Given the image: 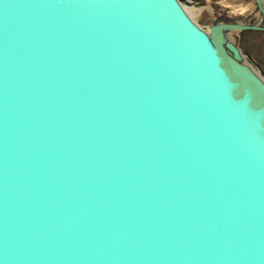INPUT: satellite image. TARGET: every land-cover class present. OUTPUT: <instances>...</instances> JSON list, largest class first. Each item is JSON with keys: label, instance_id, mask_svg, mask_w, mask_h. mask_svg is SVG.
<instances>
[{"label": "water", "instance_id": "95a60500", "mask_svg": "<svg viewBox=\"0 0 264 264\" xmlns=\"http://www.w3.org/2000/svg\"><path fill=\"white\" fill-rule=\"evenodd\" d=\"M182 0H0V264H264V81Z\"/></svg>", "mask_w": 264, "mask_h": 264}, {"label": "rangeland", "instance_id": "374dc122", "mask_svg": "<svg viewBox=\"0 0 264 264\" xmlns=\"http://www.w3.org/2000/svg\"><path fill=\"white\" fill-rule=\"evenodd\" d=\"M182 2L192 21L207 31L215 22L258 23L261 19L255 0H182ZM227 31L223 33L224 38L228 35L227 39L264 72V29Z\"/></svg>", "mask_w": 264, "mask_h": 264}, {"label": "bare ground", "instance_id": "6f19581e", "mask_svg": "<svg viewBox=\"0 0 264 264\" xmlns=\"http://www.w3.org/2000/svg\"><path fill=\"white\" fill-rule=\"evenodd\" d=\"M183 1H188V0H183ZM261 22H262V18L260 19V21L258 23L261 24ZM205 31H207V30H205ZM230 31L232 32L233 30H230ZM227 37H228V35H226V38H225L226 43L229 44V47L231 49L235 48V50H236L235 53H233L235 58L238 59L243 64H245L246 66H248L251 70H253L257 74V76L260 79H262L264 81V72L258 67V65L256 63H254L253 61L249 60L246 56H244L245 54L242 53L239 49H237L235 47V45L232 43V41L230 39H227Z\"/></svg>", "mask_w": 264, "mask_h": 264}]
</instances>
